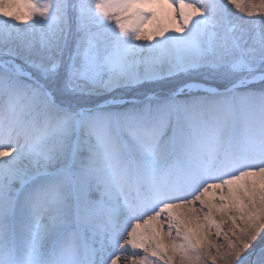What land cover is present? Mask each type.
<instances>
[{
    "label": "snow or ice",
    "instance_id": "1",
    "mask_svg": "<svg viewBox=\"0 0 264 264\" xmlns=\"http://www.w3.org/2000/svg\"><path fill=\"white\" fill-rule=\"evenodd\" d=\"M261 233L264 0H0V264H264Z\"/></svg>",
    "mask_w": 264,
    "mask_h": 264
},
{
    "label": "rangeland",
    "instance_id": "2",
    "mask_svg": "<svg viewBox=\"0 0 264 264\" xmlns=\"http://www.w3.org/2000/svg\"><path fill=\"white\" fill-rule=\"evenodd\" d=\"M261 237H264V233H261ZM261 237L257 238V241L254 242V244H253V249H250V251H254L260 247V245L262 244V240H263V239H259Z\"/></svg>",
    "mask_w": 264,
    "mask_h": 264
},
{
    "label": "bare ground",
    "instance_id": "3",
    "mask_svg": "<svg viewBox=\"0 0 264 264\" xmlns=\"http://www.w3.org/2000/svg\"><path fill=\"white\" fill-rule=\"evenodd\" d=\"M259 239H261V238H259ZM262 246H264V239L262 240V244L260 245V247H259L258 249H256V250H254L253 252L258 253V252H259V249H260ZM125 255H127V254H125ZM252 259L255 260V259H256V256L253 255ZM120 264H125V262H124L123 259H121Z\"/></svg>",
    "mask_w": 264,
    "mask_h": 264
}]
</instances>
